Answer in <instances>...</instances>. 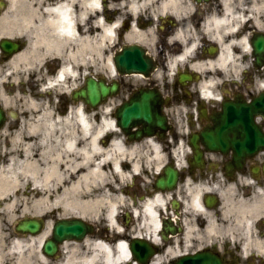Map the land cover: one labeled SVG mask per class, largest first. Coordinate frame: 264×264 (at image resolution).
<instances>
[{
    "label": "flooded vegetation",
    "instance_id": "flooded-vegetation-1",
    "mask_svg": "<svg viewBox=\"0 0 264 264\" xmlns=\"http://www.w3.org/2000/svg\"><path fill=\"white\" fill-rule=\"evenodd\" d=\"M59 7L70 17L73 32L59 29ZM83 37L93 49L102 40L107 57L121 59L123 69L99 72L93 51L89 69L82 72ZM64 63H75L77 83L61 93L55 112L67 110L71 90L88 74H104L116 84L107 99L112 115L140 92L150 96V105L137 109L140 116L125 129L111 125L104 138L118 137L137 162L125 183L134 197L122 211L127 244L154 258L150 264L179 257L264 264V143L251 150L247 145L256 141L242 131L253 124L264 136L262 108L247 106L264 91V0H0V172L5 175L20 174L14 160L39 153L37 133L31 130L49 123L33 119L56 94L47 81ZM32 100L39 104L36 109L18 107ZM233 111L240 114H227ZM215 115L238 131L227 133L220 139L222 147L211 151L200 132ZM70 125L52 126L48 141L71 130L80 136L78 123ZM132 164H126L129 170ZM166 168L173 181L168 188L157 187ZM1 189L0 241L38 237L44 231V238L51 237L59 217L55 204L40 219L37 233L17 230L31 202L17 188ZM155 198L154 229L141 206ZM85 219L93 224L91 239L105 235L102 223ZM65 243L56 245L54 256H45L47 264L60 258ZM125 264H133L132 258Z\"/></svg>",
    "mask_w": 264,
    "mask_h": 264
},
{
    "label": "bare ground",
    "instance_id": "bare-ground-1",
    "mask_svg": "<svg viewBox=\"0 0 264 264\" xmlns=\"http://www.w3.org/2000/svg\"><path fill=\"white\" fill-rule=\"evenodd\" d=\"M62 9L63 7H59L61 13L58 27L66 33L73 32L70 17ZM103 32H106L105 27ZM85 39V37L82 38L80 47L82 62L86 53L89 55L88 58H91L93 51L99 58L102 55L101 47L96 45L93 49L90 39H86L87 44L83 43ZM107 65L111 67L109 59ZM75 68V63L71 66L63 64L57 75L48 81L49 87H62L66 79L75 78ZM70 112L73 117L68 114L56 118H51L46 112L49 125L45 127H74L70 124L76 122L81 132L85 134L84 138L81 139V136H77L71 130V134L66 135L61 141L62 148L59 146L48 158V151L58 143L46 142V136L43 134L36 136L35 142L41 144L42 151L36 158L13 161L19 166L16 168L21 169L20 174L5 175L0 172L1 192L17 188L16 191L27 194L32 207L25 209L24 212L45 215L54 202H59L62 215L87 213L94 218L102 215L112 228L120 232L121 228L117 219L120 207L125 202V196L122 185L118 184L128 176V171L124 168V163L127 161V149L117 138L101 144V137L112 123L110 117L101 116L96 125L93 124V114L85 113L82 105L72 107ZM44 114L45 112L41 113L42 116ZM133 169H136L135 163H133ZM21 187L24 189H20ZM153 202L148 201L142 204V211L145 219L156 227L157 217ZM42 238L43 235H40L11 241L10 249L13 255L22 257L30 246L36 243L39 253ZM75 245L65 244L64 256L56 264H121L126 259V249L122 239L112 244L102 239L87 238L85 242L87 247L84 250ZM29 254L30 252L25 256ZM39 256L42 260L44 259L41 254Z\"/></svg>",
    "mask_w": 264,
    "mask_h": 264
},
{
    "label": "water",
    "instance_id": "water-1",
    "mask_svg": "<svg viewBox=\"0 0 264 264\" xmlns=\"http://www.w3.org/2000/svg\"><path fill=\"white\" fill-rule=\"evenodd\" d=\"M111 88L112 86H108L102 81L97 82L94 79L89 78L86 82V86L84 88H81L79 91H77L75 95L82 97L85 102H88L91 105H95L106 96L107 92H109ZM261 100L264 102L263 95H261V97L258 99V102H257L258 105L261 104ZM136 105H140V104L136 102L124 104L122 106V110L120 113L121 117L118 119V122H120L123 125L127 124L129 120L128 119L129 109L133 108ZM209 137L211 139V145H210L211 148H217V145L212 140L214 138L219 137V128L217 126L215 127V129L210 131ZM169 180H171L170 175H169ZM20 226L21 227L23 226L36 227L37 222L35 220L34 221L24 220L20 223ZM83 232H84L83 224H81L80 221L77 219H62V220H59L54 226V234L56 238L58 239H62L64 237H70V236L79 237L83 234ZM50 244H51L50 242H46L44 244V249L47 250L48 252L52 250V247ZM138 260L142 262V260L139 257H138ZM186 260H187L186 258L180 259L178 264H185Z\"/></svg>",
    "mask_w": 264,
    "mask_h": 264
},
{
    "label": "rangeland",
    "instance_id": "rangeland-1",
    "mask_svg": "<svg viewBox=\"0 0 264 264\" xmlns=\"http://www.w3.org/2000/svg\"><path fill=\"white\" fill-rule=\"evenodd\" d=\"M102 56H104V54L102 55ZM105 66H106V60H105V56L104 57H101V58H99V61H98V67L99 68H101V69H104L105 68ZM52 100H53V103H56V99L55 98H51ZM23 106H27V104L24 102L23 103V105H18V107H23ZM54 106V105H53ZM15 107V106H14ZM50 108H52V105H50ZM106 108H108V106L106 105V106H104V107H102V112H101V115L102 116H106V117H109V115H108V112L107 111H109V110H105ZM55 115V114H54ZM53 117H55V116H53ZM34 122H36L35 120H34ZM36 131H38V130H36ZM39 131L41 132V130L39 129ZM40 150V149H39ZM41 150H42V147H41ZM47 156H48V158L50 157V152H48V154H47ZM119 185H121V182H120V184ZM122 207L123 206H121V211H122ZM58 211V213H61L60 212V210H57ZM120 211V212H121ZM99 217H101V216H99ZM118 220H119V222L121 221V217H119L118 218ZM0 245H4L5 246V249H3V250H0V260L2 261V263H5V260H7V258H6V253H7V250L9 249V250H11L9 247H10V245L9 246H7V242H0ZM3 246V247H4ZM30 252V254H29V256H25V254L26 253H29ZM25 254L24 255H22V257L21 256H13V252H12V250H11V255H12V258L11 259H9V260H11V263H9V264H41V263H43L41 260H40V258H39V255H38V253H37V250H36V243H34V244H32L31 245V247L25 252ZM1 263V264H2Z\"/></svg>",
    "mask_w": 264,
    "mask_h": 264
}]
</instances>
